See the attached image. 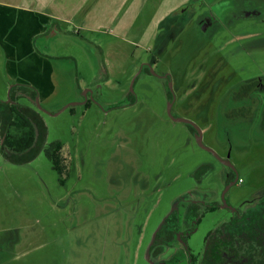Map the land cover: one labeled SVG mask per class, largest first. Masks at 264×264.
Listing matches in <instances>:
<instances>
[{
    "label": "rangeland",
    "instance_id": "rangeland-1",
    "mask_svg": "<svg viewBox=\"0 0 264 264\" xmlns=\"http://www.w3.org/2000/svg\"><path fill=\"white\" fill-rule=\"evenodd\" d=\"M182 1L166 0L157 32L147 11L140 27L127 33L78 30L72 22L35 38V48L54 66L56 90L38 104L24 97L18 102L36 108L47 145H64L67 168L60 176L44 151L27 164L9 162L0 122V264H151L153 237L178 199L194 191L193 199L220 203L228 170L197 144L187 124L170 119L166 83L168 76H185L186 85L200 81L205 65L217 61L235 81L264 77V21L241 16L246 5L264 0ZM204 12L216 16L207 31L195 22ZM97 63L105 69L102 80ZM6 64L0 46L1 102L10 100L13 86ZM148 67L154 75L145 73ZM136 75L139 97L127 106ZM188 103L190 112L176 102L174 116L207 130L204 144L221 157L231 154L238 167L242 183L227 195L230 207L255 201L264 191V137L254 127L259 118L226 121L203 114L198 97ZM205 166L214 169L203 173ZM230 215L221 207L206 214L188 240L194 255H203L209 233Z\"/></svg>",
    "mask_w": 264,
    "mask_h": 264
},
{
    "label": "flooded vegetation",
    "instance_id": "flooded-vegetation-1",
    "mask_svg": "<svg viewBox=\"0 0 264 264\" xmlns=\"http://www.w3.org/2000/svg\"><path fill=\"white\" fill-rule=\"evenodd\" d=\"M241 16L246 19L253 18L264 21V7L253 6L246 11L242 10ZM215 19L216 16L214 13L204 12L195 19V22L200 28H203L204 31H207L209 26H214ZM48 32L51 33V30H46L42 35L45 36ZM43 55L50 58L47 54ZM212 64H210L211 66L205 65L204 77L200 81L195 80L190 85L185 84V76L179 77L177 80L168 76L170 77L166 83L169 102L168 114L170 113L173 117L169 115L170 119L174 122H181L178 120L185 119L174 116L173 109L176 102H179L183 110L190 112V103H188V107H186L187 99L198 97L203 101L200 107L203 114H208L207 111H209V113L211 112V114L218 115L226 121L239 119L243 122L251 121L250 124L253 123L256 118H259V125L254 126L257 131L255 133L258 136L264 137V77L253 78L248 81H235L233 77L228 76L229 73H227L226 63L217 61V63ZM216 64L220 65V69L214 72L213 67L216 66ZM97 70L98 76L96 78L102 80V73H105V69H103L100 63H97ZM143 70L144 69H142V73L144 72ZM145 70L146 74L154 75L150 67L145 68ZM140 77V75H136L133 79L132 89L127 90L125 96L128 99L127 106L135 105L139 97L135 87L137 83H139ZM33 92L18 91L16 86H13L9 91L10 100L3 103L11 106L22 105L18 102V99L24 97L35 104L36 99H38L39 102L40 97L38 91L36 97L35 94H32ZM181 100L182 104H180ZM85 106H90L89 100L86 101ZM25 107L38 114L35 110L36 108L30 106ZM185 120L190 121L188 119ZM185 124H187L190 132L196 138L197 144L199 145V142H201L206 149L199 146L213 154L228 170L226 185L224 186L225 191L222 190L223 193H221L222 196H220V203L217 202L216 204L210 203L207 197L200 201L193 199V196H196V192L194 191H190L178 199L173 210L163 220L153 237V243L149 248L148 256L150 263L264 264V191L261 196L253 202H247L237 208L230 207L227 195L234 187L242 183V180L235 175L238 173V167L232 160L231 154L221 157L204 144L207 130L201 129V127L191 121ZM2 146L3 140H1V151ZM63 150L64 145L62 151ZM213 169V166H205L203 167V173L207 172V174H210ZM196 177L199 179L202 178L201 174H196ZM220 207L230 211V218L220 225L219 228L209 233L203 255H194L187 247L188 240L197 231L206 214L215 212ZM244 207L247 208L244 209ZM183 247L184 249H182ZM170 249L175 250V252L170 257L164 259L163 255Z\"/></svg>",
    "mask_w": 264,
    "mask_h": 264
},
{
    "label": "crops",
    "instance_id": "crops-1",
    "mask_svg": "<svg viewBox=\"0 0 264 264\" xmlns=\"http://www.w3.org/2000/svg\"><path fill=\"white\" fill-rule=\"evenodd\" d=\"M165 3L166 0H0V46L7 56L11 83L34 88L40 98L55 92L51 59L34 46L35 38L46 30L53 34L54 28L60 29V23L75 22L78 30L117 27L126 28V32L139 28L138 21L149 11L148 19L153 23L150 29L157 32L163 27ZM149 26L144 27L146 31Z\"/></svg>",
    "mask_w": 264,
    "mask_h": 264
},
{
    "label": "trees",
    "instance_id": "trees-1",
    "mask_svg": "<svg viewBox=\"0 0 264 264\" xmlns=\"http://www.w3.org/2000/svg\"><path fill=\"white\" fill-rule=\"evenodd\" d=\"M264 7V4L254 5V7ZM253 6L246 5L245 8ZM18 91L34 92L37 91L28 86H16ZM0 122L1 138L3 140L2 153L14 164H27L41 153L50 160L53 169L63 176L66 168L62 165L61 152L63 144L54 142L46 145V127L39 115L31 109L16 105L0 102Z\"/></svg>",
    "mask_w": 264,
    "mask_h": 264
},
{
    "label": "water",
    "instance_id": "water-1",
    "mask_svg": "<svg viewBox=\"0 0 264 264\" xmlns=\"http://www.w3.org/2000/svg\"><path fill=\"white\" fill-rule=\"evenodd\" d=\"M36 103L38 104L39 102H38V99H36ZM169 115H170V117H172V115L169 113ZM173 118V117H172ZM178 121H181V122H185V123H190V121H187V120H185V119H179ZM199 145L202 147V148H204V149H206V147L201 143V142H199Z\"/></svg>",
    "mask_w": 264,
    "mask_h": 264
}]
</instances>
